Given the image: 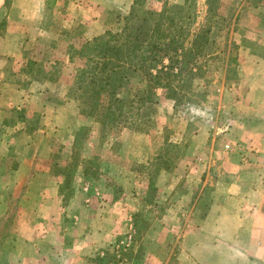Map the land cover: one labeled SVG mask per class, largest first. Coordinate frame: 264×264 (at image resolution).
Wrapping results in <instances>:
<instances>
[{"label":"rangeland","instance_id":"rangeland-1","mask_svg":"<svg viewBox=\"0 0 264 264\" xmlns=\"http://www.w3.org/2000/svg\"><path fill=\"white\" fill-rule=\"evenodd\" d=\"M133 1L126 11L110 0L4 1L11 20H0V34L10 28L20 41L0 74V264L31 259L91 264L86 257L111 249L118 236L135 229L137 213L135 249L142 251L137 264H193L190 233L213 199L214 182L235 174L248 183L259 173V144L245 133L258 137L264 124V108L252 104L264 99V0H214L212 6L196 0L195 29L206 22L209 9L215 13L210 21L215 54L200 62L198 79L176 102L156 90L158 104L149 121L102 122L81 113L72 87L81 60H68L69 45L78 48L119 27ZM175 1L138 3L160 11ZM28 4L40 6L34 16L20 10ZM86 15L101 16L104 30L91 36ZM33 80L41 84L39 90H29ZM143 86L135 81L134 89ZM197 134L207 141L197 144ZM200 156L215 163L199 186L188 189L190 167ZM221 156L238 165L225 171L216 161ZM57 185L60 192L53 194ZM103 195L117 203L102 217L95 211L106 205L86 199ZM73 197L89 205L80 216L89 223L78 228L80 236L92 228H115L118 213L111 241L92 249V242L75 241L69 234L76 221L69 206ZM45 208L51 217L43 216Z\"/></svg>","mask_w":264,"mask_h":264},{"label":"trees","instance_id":"trees-1","mask_svg":"<svg viewBox=\"0 0 264 264\" xmlns=\"http://www.w3.org/2000/svg\"><path fill=\"white\" fill-rule=\"evenodd\" d=\"M206 1L209 6L214 2ZM195 3L176 0L153 11L134 0L119 27L84 40L78 48L69 45L68 60L76 56L81 60L72 75L81 113L99 116L102 122L144 123L158 104L156 90L176 102L198 79L200 62L215 54L210 23L215 13L209 9L206 22L195 29ZM135 81L144 82V86L134 89ZM138 216L133 218L132 232L118 236L111 249L100 248L86 260L91 264H137L142 254L140 248L135 249Z\"/></svg>","mask_w":264,"mask_h":264},{"label":"crops","instance_id":"crops-1","mask_svg":"<svg viewBox=\"0 0 264 264\" xmlns=\"http://www.w3.org/2000/svg\"><path fill=\"white\" fill-rule=\"evenodd\" d=\"M4 1L5 0H0V20L6 18L7 22H10L11 19L7 16V11L3 10ZM110 1L117 3L119 9L126 11V8L129 7L132 0ZM19 6H21V12L31 13V16H34V14L40 9L39 5L28 4L25 6ZM86 16L89 18L87 25L91 36L97 35L104 30L105 26L103 25L101 16ZM19 41L20 38L18 37V34L10 28L0 34L1 75L3 71L2 67L6 62L7 57L15 54ZM262 72L264 73V71ZM0 81H2V79H0ZM3 86H5V84ZM40 87L41 84L35 80L31 81L29 84V90L31 91L39 90ZM252 104H254L255 107L264 108V99L254 101ZM0 106H2L0 112H3V105L1 104ZM7 106L11 107L12 105L7 104ZM15 108L17 109L19 107L15 105ZM55 111H59V109L55 108L54 112ZM0 124H3L2 118L0 119ZM17 125L18 124L14 127ZM260 128L261 132L258 137H252L251 134L249 135L248 133H245L247 136L246 139L252 138L257 144H259L256 154L263 158V161L257 164L259 173L248 183H243L239 179V175L235 174L228 175V179L225 177L219 178L214 182L212 191L213 199L209 203L205 215L200 218V222L196 228L192 230V233H190V238L193 240V244L188 250L192 255L191 261L193 264H264V124H261ZM258 139L262 142L260 143ZM206 141L207 136L204 137L199 134L195 135V142L197 144L201 145ZM247 153L248 155L250 154L248 151ZM200 157H198L197 162H194L190 167L189 173H191L192 181L187 186L188 189H194L199 186V184L203 182V174L207 173L210 166L215 163V160L213 159L209 158L205 160ZM216 161L220 163V167L228 172L234 168V165H238V162H235V164L228 157L224 159V157L221 156V159L219 158ZM80 170L81 174L84 175L83 170ZM113 177H115V175ZM103 179L98 180L97 184L101 183L102 185ZM103 188L106 189L105 183L103 184ZM58 189V185L57 188H53V194H57ZM86 200L89 202L96 200L100 201L101 204L103 203L106 205V209H103L102 206L101 209L95 211L96 214H102L103 211V214H108V212H110V210L107 209L109 205L112 204V206H114V204L117 203L107 195L94 196ZM69 206H72L73 212L75 211L74 217L76 218V221L71 225L70 232H68L69 234L75 235L73 237L75 238V241H79L81 244L92 242L90 246L91 249L96 245L101 246L104 243L111 241V235L113 236L119 228V215L117 212V223L115 228H92V230H89V232L80 236L79 234L82 233V230H79L78 228L89 224L86 220H82L80 216L83 211L89 210V205L83 204L82 200L79 199L78 201L76 197H73L69 200ZM44 211V217H51L53 212L50 214L49 208H45ZM103 214L102 217L104 216ZM92 240H96L97 242ZM79 249L81 251L82 246L79 247ZM83 252L89 253L88 249L83 250ZM188 256L190 257V255ZM47 261L46 263L43 261L37 263L35 259H31L30 262H17L15 264H48Z\"/></svg>","mask_w":264,"mask_h":264}]
</instances>
